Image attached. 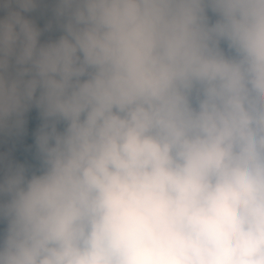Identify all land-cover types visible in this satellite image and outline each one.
<instances>
[{"label": "clouds", "instance_id": "1", "mask_svg": "<svg viewBox=\"0 0 264 264\" xmlns=\"http://www.w3.org/2000/svg\"><path fill=\"white\" fill-rule=\"evenodd\" d=\"M0 264H264V0H0Z\"/></svg>", "mask_w": 264, "mask_h": 264}, {"label": "trees", "instance_id": "2", "mask_svg": "<svg viewBox=\"0 0 264 264\" xmlns=\"http://www.w3.org/2000/svg\"><path fill=\"white\" fill-rule=\"evenodd\" d=\"M38 124V119H37V113L34 111L32 113V122L30 124V130H34V126Z\"/></svg>", "mask_w": 264, "mask_h": 264}, {"label": "rangeland", "instance_id": "3", "mask_svg": "<svg viewBox=\"0 0 264 264\" xmlns=\"http://www.w3.org/2000/svg\"><path fill=\"white\" fill-rule=\"evenodd\" d=\"M36 126H34V129H35Z\"/></svg>", "mask_w": 264, "mask_h": 264}]
</instances>
